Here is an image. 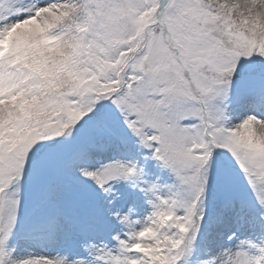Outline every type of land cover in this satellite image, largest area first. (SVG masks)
<instances>
[{"label": "snow or ice", "instance_id": "1", "mask_svg": "<svg viewBox=\"0 0 264 264\" xmlns=\"http://www.w3.org/2000/svg\"><path fill=\"white\" fill-rule=\"evenodd\" d=\"M0 264H264V0H0Z\"/></svg>", "mask_w": 264, "mask_h": 264}]
</instances>
